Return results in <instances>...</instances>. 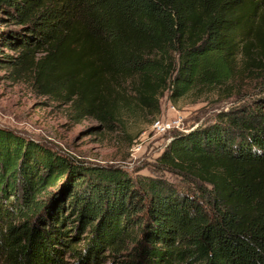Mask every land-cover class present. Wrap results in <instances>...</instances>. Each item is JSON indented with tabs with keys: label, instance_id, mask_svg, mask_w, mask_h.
<instances>
[{
	"label": "trees",
	"instance_id": "trees-1",
	"mask_svg": "<svg viewBox=\"0 0 264 264\" xmlns=\"http://www.w3.org/2000/svg\"><path fill=\"white\" fill-rule=\"evenodd\" d=\"M0 11L19 26L0 38L18 51L2 62L77 122L111 128L122 103L155 115L166 90L176 100L264 72V0H0ZM158 161L192 188L148 177L136 188L120 168L72 166L0 126V264H65V251L97 264L124 242L120 264H264V96L175 133ZM65 173L68 204H45ZM65 209L90 228L82 247L66 239Z\"/></svg>",
	"mask_w": 264,
	"mask_h": 264
},
{
	"label": "rangeland",
	"instance_id": "rangeland-1",
	"mask_svg": "<svg viewBox=\"0 0 264 264\" xmlns=\"http://www.w3.org/2000/svg\"><path fill=\"white\" fill-rule=\"evenodd\" d=\"M5 31H19V26L8 14L0 11V38ZM0 50V126L67 158L72 166L120 168L131 177L136 188H139V182L144 177L163 179L176 190L192 188L190 181L158 161L175 133H186L213 123L217 115L264 96V87L260 88L264 84L261 78L264 72L237 77L232 86H195L176 100L169 97V89L160 98L158 114L151 115L134 104L122 103L118 122L107 128L90 117L77 122L72 117L69 104L38 95L32 86L30 74L13 71L1 60L3 55L16 56L18 51L3 46L1 40ZM236 60L238 66L242 67L241 54L237 55ZM156 119L179 121L172 129L155 133L151 124ZM67 180L65 173L48 189L45 204H50L49 199H60L64 195V204H68L69 191L63 193L67 190ZM62 214L67 218L63 225L67 231L66 239L76 247H82L90 234L89 226H80V219L68 209ZM131 249L132 245L125 242L124 247L111 250L104 247L97 264H120L129 258ZM64 260L65 264L77 262L68 251L64 252Z\"/></svg>",
	"mask_w": 264,
	"mask_h": 264
},
{
	"label": "built area",
	"instance_id": "built-area-1",
	"mask_svg": "<svg viewBox=\"0 0 264 264\" xmlns=\"http://www.w3.org/2000/svg\"><path fill=\"white\" fill-rule=\"evenodd\" d=\"M178 121L179 119H170V120L156 119L153 120L151 124V129L155 133H163L168 131L169 129H172V127H174Z\"/></svg>",
	"mask_w": 264,
	"mask_h": 264
}]
</instances>
